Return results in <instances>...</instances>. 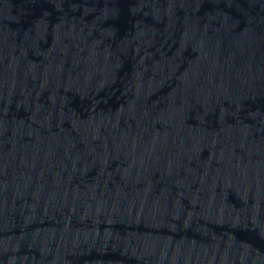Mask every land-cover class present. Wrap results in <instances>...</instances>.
<instances>
[{"label": "water", "instance_id": "1", "mask_svg": "<svg viewBox=\"0 0 264 264\" xmlns=\"http://www.w3.org/2000/svg\"><path fill=\"white\" fill-rule=\"evenodd\" d=\"M0 264H264V0H0Z\"/></svg>", "mask_w": 264, "mask_h": 264}]
</instances>
